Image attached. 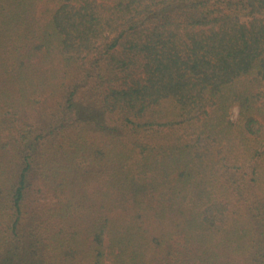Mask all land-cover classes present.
I'll return each instance as SVG.
<instances>
[{"label":"trees","instance_id":"trees-1","mask_svg":"<svg viewBox=\"0 0 264 264\" xmlns=\"http://www.w3.org/2000/svg\"><path fill=\"white\" fill-rule=\"evenodd\" d=\"M241 263L264 0H0V264Z\"/></svg>","mask_w":264,"mask_h":264},{"label":"rangeland","instance_id":"rangeland-1","mask_svg":"<svg viewBox=\"0 0 264 264\" xmlns=\"http://www.w3.org/2000/svg\"><path fill=\"white\" fill-rule=\"evenodd\" d=\"M244 19V18H243ZM237 113V109H236V111H235V113L234 114H236ZM235 116V115H234ZM44 197V196H43ZM53 198L54 197H52L51 195H48V196H45L43 199L45 200V201H47V202H52L53 201ZM242 264V263H241Z\"/></svg>","mask_w":264,"mask_h":264}]
</instances>
